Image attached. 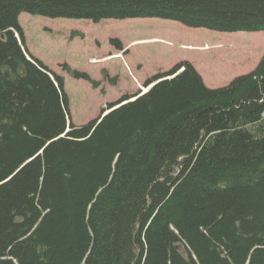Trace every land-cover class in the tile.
I'll return each instance as SVG.
<instances>
[{
  "label": "trees",
  "instance_id": "trees-1",
  "mask_svg": "<svg viewBox=\"0 0 264 264\" xmlns=\"http://www.w3.org/2000/svg\"><path fill=\"white\" fill-rule=\"evenodd\" d=\"M21 13L264 31V0H0V264H264V54L217 88L180 63L68 124Z\"/></svg>",
  "mask_w": 264,
  "mask_h": 264
},
{
  "label": "rangeland",
  "instance_id": "rangeland-1",
  "mask_svg": "<svg viewBox=\"0 0 264 264\" xmlns=\"http://www.w3.org/2000/svg\"><path fill=\"white\" fill-rule=\"evenodd\" d=\"M18 21L26 50L64 78L67 122L75 125L97 118L124 95L144 93L148 78L180 63H190L207 87L217 88L250 72L264 54V31L216 32L160 18L93 23L21 13ZM63 65L97 86L74 79Z\"/></svg>",
  "mask_w": 264,
  "mask_h": 264
},
{
  "label": "water",
  "instance_id": "water-1",
  "mask_svg": "<svg viewBox=\"0 0 264 264\" xmlns=\"http://www.w3.org/2000/svg\"><path fill=\"white\" fill-rule=\"evenodd\" d=\"M69 129H66V131L65 132H67ZM61 137H63V135L61 136Z\"/></svg>",
  "mask_w": 264,
  "mask_h": 264
},
{
  "label": "bare ground",
  "instance_id": "bare-ground-1",
  "mask_svg": "<svg viewBox=\"0 0 264 264\" xmlns=\"http://www.w3.org/2000/svg\"><path fill=\"white\" fill-rule=\"evenodd\" d=\"M148 89H145V92L147 91Z\"/></svg>",
  "mask_w": 264,
  "mask_h": 264
}]
</instances>
